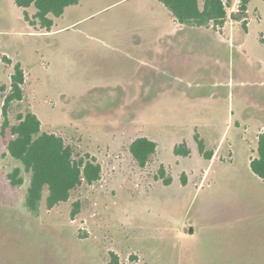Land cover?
Masks as SVG:
<instances>
[{
    "label": "rangeland",
    "instance_id": "1",
    "mask_svg": "<svg viewBox=\"0 0 264 264\" xmlns=\"http://www.w3.org/2000/svg\"><path fill=\"white\" fill-rule=\"evenodd\" d=\"M240 3L231 0L226 23L253 47L264 0L236 18ZM27 10L34 19L35 8ZM24 11L0 0V129L20 61L26 98L12 105L11 122L30 106L42 131L62 136L77 158L95 156L102 176L51 209L45 189L33 216L23 206L30 174L10 185L20 162L0 137V264H109L112 252L118 264H264V179L250 167L262 127L237 131L232 122L235 74L252 55L229 53L214 25L170 37L172 15L160 0H81L53 17L51 31ZM221 73L231 87H213ZM196 132L218 150L212 159L199 152ZM140 136L158 144L145 167L130 151ZM183 142L189 156L174 153Z\"/></svg>",
    "mask_w": 264,
    "mask_h": 264
},
{
    "label": "trees",
    "instance_id": "2",
    "mask_svg": "<svg viewBox=\"0 0 264 264\" xmlns=\"http://www.w3.org/2000/svg\"><path fill=\"white\" fill-rule=\"evenodd\" d=\"M16 5L25 8L24 16L32 25L40 24L42 28L51 31L54 24L53 17L61 16L65 9L78 4L81 0H13ZM171 12L175 19L186 26L222 27L227 18V7L231 0H160ZM251 0H241L239 13L236 18H245L248 4ZM35 8L34 19L30 20L27 8ZM246 27V21H243ZM260 40L264 43V34ZM5 62L12 63V59L3 57ZM26 75L20 61L14 63L11 74V85L4 95L2 105L3 122L0 137L6 145L7 153L20 162L7 174L13 188L22 187L26 183L23 171L30 174L29 184L23 206L26 212L39 216L43 191L48 190L46 206L51 209L61 202L68 201L73 190L84 182L92 184L101 179L102 166L95 156L89 153L77 158L73 146L67 144L64 138L54 132L42 131V122L31 107L21 110L17 114V122L12 123L10 110L14 103L24 102L26 95L24 85ZM198 150L206 159H212L214 150H207L205 140L195 133ZM157 142L147 136L137 137L130 144V151L141 167H145L157 152ZM174 153L189 156L191 149L186 142L177 144ZM258 155L250 161L251 170L264 179V131L258 135ZM161 178L165 176V167L159 170ZM165 184L171 178H164ZM80 209V202L73 204L72 216ZM112 261L109 264H118V256L112 252Z\"/></svg>",
    "mask_w": 264,
    "mask_h": 264
},
{
    "label": "crops",
    "instance_id": "3",
    "mask_svg": "<svg viewBox=\"0 0 264 264\" xmlns=\"http://www.w3.org/2000/svg\"><path fill=\"white\" fill-rule=\"evenodd\" d=\"M202 4L203 2L201 0V5ZM171 21L173 27L172 30L170 28L168 34L170 37H173L176 34H180V32L184 31V29H186L187 27L186 25L179 23L175 19V17H173V15L171 17ZM237 26L238 24H235L233 25V29H230L228 28V23L225 22V24L220 28L225 32V35L214 31L211 26L204 28H208V30L214 31L219 37L221 36L222 42L224 44H227L226 39L224 37H228L229 53L230 50L233 48V50L237 51L239 55H252V63L249 64L246 62L245 65L238 70V74H235V79L233 82L235 94L232 96V98H234L232 122L235 124L237 131H239V129L241 128H245V125L247 124L248 130L250 129V126L252 124H260V126L262 127L261 131L259 132L260 134L262 131H264V59H262L261 57H257V55L259 54L258 51L264 54V43L260 40L261 35L264 33L262 32L259 35V44H256L253 47H248L247 40L245 38L239 35L236 37L235 33ZM243 27L244 32L248 33L250 28L249 22H246V27L244 25ZM227 31H231V33L226 34ZM224 68L223 70L225 71ZM222 73L219 78L217 77L213 79V87H231V85L228 86L226 85V83H224L225 80L222 79ZM229 82H231V79L229 80ZM229 94H231L230 90ZM258 127L259 125L257 126V128ZM217 151H214V155L217 153Z\"/></svg>",
    "mask_w": 264,
    "mask_h": 264
}]
</instances>
